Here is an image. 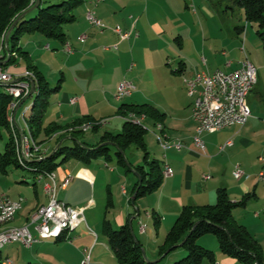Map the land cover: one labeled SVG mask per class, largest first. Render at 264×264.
<instances>
[{
	"label": "crops",
	"instance_id": "crops-1",
	"mask_svg": "<svg viewBox=\"0 0 264 264\" xmlns=\"http://www.w3.org/2000/svg\"><path fill=\"white\" fill-rule=\"evenodd\" d=\"M221 3V0H104L99 3L85 0L75 8L74 21L65 26L64 40L26 34L21 37L20 46L27 51V57L50 86L61 85L51 95L43 117L39 139L44 140L42 144L47 153L54 151L60 143L73 145L84 141L90 146L97 144L104 132L121 131L129 116L124 113L128 105L150 103L164 112L166 117L161 129L154 119H146V115L145 124L150 121L156 125L155 131H161L159 140L166 132L171 139L183 142L181 149L171 143L163 147L166 153L161 160L173 169V175L165 177L159 188L161 198H166L172 206L168 214L163 213V230H170L184 205L213 203L217 200L218 189L224 187L236 202L246 194H253L246 204L234 209V215L260 241L264 251V180L258 176L264 169L263 63H260L258 70V81L247 96L252 110L247 123L228 126L213 133L204 132V152L194 141L197 125L193 118L194 97L189 95L184 78L197 71H232L238 68L243 59L238 46L243 44V53L246 52L247 40H254L258 35L257 26L245 19L243 9L240 8L239 15L235 16L237 6L230 1L221 14ZM89 9H93L102 20L104 30L87 19ZM228 9L232 11V16ZM117 25L130 31L131 36L123 38L119 35L114 30ZM4 41L0 36V53L7 55ZM67 44L71 50L67 49ZM27 57L17 55L12 63H6L4 59L3 66L15 77L25 76L28 72ZM246 57L249 58L247 53ZM123 78L132 81L134 90L131 95L117 99L118 86ZM251 93L256 95L249 97ZM72 98H76V101L72 102ZM21 116L22 113L19 117V127L22 128L24 123ZM87 117L94 120L105 118L107 123L97 129L92 128L94 134L90 136L85 135L88 131L73 135L62 129L50 136L45 132L46 127L64 128ZM228 139H232L233 144L220 150L219 145ZM127 150L126 162L131 169L125 167L127 172L123 178L131 179L133 188L138 178L134 165L143 163V159L136 161L140 154L127 153ZM237 166L244 172L240 178L234 175ZM9 167L6 171L0 168V181L4 185L0 188V194L6 193L13 199L25 197L26 201L16 219L0 228V232L27 224L30 214L49 201L44 186V199L40 197L35 173L25 172L21 180L19 175L11 179L8 178ZM104 167H109V164L104 163ZM112 170L107 172L101 170L96 162L78 159L64 166L59 165L55 169L58 181L61 182L67 175H71L72 180L66 187L59 186L58 198L74 206H86L85 214L93 206L92 210H96L97 184L99 181L109 183L115 180L112 174L115 170ZM29 175L33 177L31 182L28 181L32 179ZM205 175L210 177L205 178ZM122 194L132 202L133 195L129 197L126 184L122 186ZM158 206L162 211L160 204ZM130 208L127 205L120 211L118 224L123 225L129 222L131 216H135ZM85 218V222L74 231L65 232L61 239H43L29 246V251L32 250L22 255L27 254L25 259L29 261L26 264H83L86 251L90 249L92 255L100 239L96 235L97 230L89 225L99 227L98 219L92 213L90 219L86 215ZM148 218H151L150 215ZM137 231L141 233L139 226ZM67 235L71 239H67ZM135 236L138 238L136 231ZM198 242L214 250L216 264H241L221 250L216 237L200 238ZM13 244L21 243L8 245ZM160 245L153 249V261L161 257ZM55 250H62V253L56 254ZM1 254L3 262L8 257L12 258L10 251L4 255L1 249Z\"/></svg>",
	"mask_w": 264,
	"mask_h": 264
},
{
	"label": "trees",
	"instance_id": "trees-1",
	"mask_svg": "<svg viewBox=\"0 0 264 264\" xmlns=\"http://www.w3.org/2000/svg\"><path fill=\"white\" fill-rule=\"evenodd\" d=\"M84 1L40 0L39 5L33 11L27 13L11 31L8 50L4 47L5 52H7L4 57L7 60L6 63L15 62L17 55L27 57V51H24L20 46L23 35L37 34L47 39L64 40L66 36L65 26L74 21V10ZM232 1L237 7L244 10L247 21L256 23L257 34L261 37L264 48V0ZM35 3L36 0H0V36L7 33L15 19ZM28 15L30 16L28 17ZM239 28L241 27L239 26ZM26 59L28 71L34 72L38 88L27 121L33 137L38 143L42 144L44 140H40L39 137L42 133L45 110L48 107L51 95L57 92L61 85L58 83L55 86H50L45 76L37 70L33 61L29 57ZM2 87H4V84H0V138L3 136V129H6L9 133L5 149L0 152V168L2 171H6L8 166L15 165L38 175L43 171H55L61 164L57 162L59 156H63L62 162L72 158L90 162L101 156H105L107 160L112 159L113 153L116 155L119 164L131 169L127 166L125 151L131 145H136L144 151L145 155L143 163L134 165L138 178L131 191L133 200L161 187L165 178V164L163 161L150 156L146 142L148 128L144 124L129 119H126L120 132H104L97 144L90 146L84 141L75 142L73 145L61 144L51 153L21 164L17 156L14 132L10 121V103L13 96L8 94L5 88ZM129 112H134L137 115L144 114L146 119L152 118L156 124L163 123L162 121L166 117L164 112H161L150 103L128 105L124 113L129 114ZM88 121L95 120L89 117L82 118L64 128L58 129V126L46 127L45 132L49 136L62 129L73 135L77 132L83 133L86 131L80 129L79 126ZM98 127L95 126L93 129ZM109 142H113L115 145ZM252 196L253 194H246L242 200L236 202L230 198L227 189L222 187L218 189L215 203L184 205L165 241L160 245V255L166 253L170 247H175L168 251L157 263L147 262L142 243L137 237L133 236L128 221L120 227L114 228L105 218L103 233L117 258V264H160L171 251L180 247L176 245L183 241L181 247L186 249L187 255L177 260L175 264H202L206 259L210 264H216L214 250L198 243L199 238L208 233L216 235L219 246L225 254L237 258L244 264H264L262 244L234 215V209L239 205L246 204ZM153 216L157 228L161 223V215L154 211ZM64 234L63 232L57 238L61 239ZM2 259L0 250V264H4Z\"/></svg>",
	"mask_w": 264,
	"mask_h": 264
},
{
	"label": "built area",
	"instance_id": "built-area-1",
	"mask_svg": "<svg viewBox=\"0 0 264 264\" xmlns=\"http://www.w3.org/2000/svg\"><path fill=\"white\" fill-rule=\"evenodd\" d=\"M102 1L104 0H95V3ZM86 16L92 25L104 30L102 20L93 9H89ZM114 30L123 38L131 36V32L124 30L120 25L115 26ZM5 36L6 33L2 36L3 40ZM115 47L117 46L115 45ZM67 49L71 50L69 44H67ZM4 56L0 53V80H4V87L2 88L12 89L16 96L14 122L15 128H20L18 110L31 92V82L27 76L15 77L10 74L3 66ZM211 75H218V82H211ZM257 81L258 69L248 57L241 61L238 68L232 71L220 69L213 72L209 70L197 71L194 75L184 78L189 95L194 97V102H197V112L193 118L197 123L194 141L199 149L203 152L206 150V143L202 137L204 132L213 133L228 126L245 125L247 123L252 116L247 96ZM133 90L134 84L132 81L128 78H123L119 83L116 98L127 97L132 94ZM225 96H232V103H225ZM71 101L75 102L76 98H72ZM127 118L146 126L143 118H134V116H127ZM95 121L102 122V125L106 124L105 118L95 119ZM162 137L164 148L168 147L170 143L177 149L183 147V142L180 139H171L166 132ZM35 144L37 146L40 143ZM232 144L233 140L228 139L219 145V149L224 150ZM46 154L47 152L39 154L27 153L31 158L43 157ZM106 165L108 166L107 163ZM243 174V170L237 166L234 170V175L240 178ZM172 175L173 169L168 164H165L164 176L169 177ZM258 176L264 180V169L259 172ZM209 177L210 175H205V178ZM36 178L45 181V192L49 195V201L41 212H32L30 214L27 224L17 229H8L5 235H0V247L10 241H24L25 246H32L34 243L41 241V236H46L51 231L59 229L64 222L72 223V231L85 222L86 206H74L58 198L59 186L66 187L72 180L71 175H67L59 182L55 171H43V175H36ZM25 201V197L13 199L6 193L0 194V222L2 220L16 219L18 207L19 205H24ZM89 229L92 231L91 228ZM92 232L95 233L94 231ZM67 239L71 238L67 235ZM7 260L8 264H13L12 258L8 257ZM91 263L92 257L89 249L86 251L83 264Z\"/></svg>",
	"mask_w": 264,
	"mask_h": 264
},
{
	"label": "rangeland",
	"instance_id": "rangeland-1",
	"mask_svg": "<svg viewBox=\"0 0 264 264\" xmlns=\"http://www.w3.org/2000/svg\"><path fill=\"white\" fill-rule=\"evenodd\" d=\"M230 1H232V0H230ZM230 1L229 0H221V2H223L220 4L221 12L226 10V8L228 7L227 5H229ZM228 10H229V15L232 16V11H230V9H228ZM239 10H240V7H236L235 16L239 15ZM221 14H223V12ZM29 16L30 15H28V17ZM254 24L256 25V23H254ZM243 48H244L243 44L238 46L240 57H242L244 59L245 54L247 53V55L249 56V59L256 65L257 69L259 70L260 69V63L264 64V48H263V41H262L261 37L259 35H256L254 40H251V41L247 40V43L245 45V48H246V52H244L245 54L243 53V51H244ZM227 51L229 53V50H227ZM230 59H233V58L230 57ZM228 70H230V69H228ZM255 95H256V93H251L249 97L255 96ZM34 96L29 98V100L26 102V105H32ZM22 111H24V106H22L19 109L18 117H20L21 113H23ZM30 114H31V109H29L27 111L26 119H27V117L30 116ZM21 119H22V116H21ZM22 121H23V119H22ZM18 123L20 125V122H18ZM23 123H24V127H25V122L23 121ZM146 126L148 128V131L146 134V141L148 143L147 147H148V150L150 152V156L161 160L164 153H166V151L164 150V148H163V146L160 143V140L158 138L161 131H158V132L155 131L156 125H153L152 122H150V121L146 122ZM100 133H102V131H100ZM92 134H94V133L91 130V131H88V133L85 135L90 136ZM2 135H3L2 138H0V152L4 151L5 144L9 138V133L6 129H3ZM83 135L84 134H82V136ZM127 153H135V155L140 154V156H138L136 161H139L140 159H144V155H145L144 151L142 149L138 148L136 145H131L128 148ZM62 159H63V156H59L57 158V162L61 163L60 164L61 166H64L69 161H75V159L72 158V159H69L67 161L62 162ZM92 161L98 163V166H100L101 170H105L107 172H111V169L115 170V171L112 170L114 172L112 174H113L115 180L113 179V181H110L109 183L108 182H102V181L98 182L97 188H96V191H97L96 198L98 201V207L96 210H92V208L94 206L91 207L90 209H87L86 214H85L86 217H88V219H90V215L92 213V216L94 218L98 219L96 222H98V224H100L99 227H95L94 224H89L90 226L94 227L97 230L96 235H98L100 237L97 248L95 249V251H93V253L91 255V257H92V263L91 264H116L117 258L115 256L114 252L108 247V242H107L106 237L104 236V233H103V229H102L103 228V221L106 218L111 223L112 227H114V228L120 227L121 224L117 223V216L120 213V211L124 210L127 207V205H130V207H131L130 209H131L132 213L134 211L135 215L137 213V209L140 212L139 215L136 217V219L135 220L133 219L134 225H133V223H132V225L134 226V229H135L133 231H134V233L136 231V234L142 243L143 250L145 251L144 255H145L147 262L153 261V259L151 258L153 255L152 254L153 249H155L158 245L162 244L165 241V238L169 232V231L163 230L164 227H162V226H163V222H164L163 213L168 214L172 210L171 204L168 202V200L166 198H164V197L161 198L162 191L161 190L159 191V188L157 190L149 192L143 196H139L136 200H134V204H132V202L128 201L126 199V196H124L122 194V186L126 184L129 191H130L129 197L132 195L131 194L132 180L131 179L129 180L128 178H123V175L127 171L123 165L119 164L116 155L113 153L112 159H109V160H107L105 158V156H101V157H98L96 159H93ZM104 163L109 164V167H104ZM8 171H9L8 178L10 177L11 179H13L14 176L18 177V175H19V178L23 177V175L26 174L25 172L29 173V171L24 170V169L19 168V167H15L13 165L8 168ZM20 174L22 176H20ZM101 176H103L102 171H101ZM29 177L32 178V179L28 180L29 182H31L33 180V177L31 175H29ZM117 177H118V180H116ZM16 179H18V178H16ZM21 179L22 178H20V180ZM1 183L2 182L0 181V188H1V186H4ZM37 183H38L39 195L42 199H44V194H43L44 183L43 182H37ZM108 184H110V185H108ZM32 197L34 198V195ZM215 202H216V200H215ZM215 202H213V203H215ZM159 204H160V207H162L161 208L162 211H164V212L159 210V206H158ZM137 207H139V208H137ZM154 211H157L161 215V223H160L159 227H157V228L154 224V216H153ZM149 213H150L151 218H148ZM138 222H140V223H138ZM138 226L140 227L141 233H139L137 231ZM142 227H143V229H142ZM92 231H94V230L92 229ZM212 236L216 237V235H214L213 233H208V234L203 235L200 238L201 239L202 238H210L211 239ZM28 247L29 246H25V245H21V244L6 245L2 248V252L5 255L7 251H10L12 253V259L14 261V264H26L29 261V260H26L27 254L24 257L22 255H23V253H29L32 250V249H30V251H29ZM204 247H206V246H204ZM207 248H209V247H207ZM209 249H211V248H209ZM61 251L62 250H60V252H58L55 250V253L56 254L62 253ZM185 255H187L186 249L184 247H178V248L174 249L173 251H171V253L169 255H167L162 260V262L160 264H175V262L177 260L181 259ZM97 259H98V261H96ZM240 263L244 264L241 261H240ZM202 264H209V261L206 259Z\"/></svg>",
	"mask_w": 264,
	"mask_h": 264
},
{
	"label": "bare ground",
	"instance_id": "bare-ground-1",
	"mask_svg": "<svg viewBox=\"0 0 264 264\" xmlns=\"http://www.w3.org/2000/svg\"><path fill=\"white\" fill-rule=\"evenodd\" d=\"M25 76H27L28 80H30V82H31V92H30L29 96L27 97V99L24 101V103H22V105H21V107L24 106V111L22 113V119L25 122V127L15 128L14 112H15V107H16V96L13 93L12 89L5 88V91L8 92V94L13 96V99L10 103V109H11L10 121H11V126L13 127V132H14L13 136H14L17 156H18L19 162L21 164H25L29 160L35 159V158L29 157L27 155V153L28 154H39V153H45L47 151V149L43 146V144H39L36 146L35 143H38V142L33 137V134L30 130V126L28 125V121L26 119V113L29 109H31V106H32V105H26V102L29 100V98L33 97L37 93L38 88H37V83L35 80L34 72L28 71ZM32 81L35 82L34 89H32ZM211 82H218V75H211ZM0 84H4V80H0ZM225 103H232V96H225ZM196 112H197V102H194L193 116L196 115ZM129 116H134V118H143V119L145 118L144 114L137 115L134 112L133 113L129 112ZM105 122L107 123V120H105ZM157 125H158L159 129L162 128L161 123H158ZM95 126L100 127L103 125H102V122H97V121L89 122L88 121V122L81 124L79 127H80V129L88 131L89 129H92ZM160 140H161V143L163 144L162 136H160ZM24 144H25V146H24ZM38 175H43V173H39ZM36 179L38 182L44 181V180H40L39 178H36ZM44 189H45V183H44ZM22 207H23V205H19L18 212L22 209ZM44 207H45V205L40 206L39 208H37V210L35 212H41L44 209ZM14 220L15 219L2 220V222H0V228H2L3 226H5L11 222H13ZM17 228H20V227H10L8 229H17ZM8 229H5L2 232H0V235H5L6 232L8 231ZM71 230H72V223L71 222H64L59 227V229H55V230L51 231V233H48L46 236H41V240L50 239V238H57L63 232L65 233V231H71ZM11 243H21V244L25 245L24 241H10L9 243H4V245L2 247H0V250L5 245L11 244ZM4 264H8L7 259L4 261Z\"/></svg>",
	"mask_w": 264,
	"mask_h": 264
},
{
	"label": "water",
	"instance_id": "water-1",
	"mask_svg": "<svg viewBox=\"0 0 264 264\" xmlns=\"http://www.w3.org/2000/svg\"><path fill=\"white\" fill-rule=\"evenodd\" d=\"M39 3H40V0H36V3L33 5V6H31L30 8H28L27 10H25L24 12H22L16 19H15V21L13 22V24L10 26V28L8 29V31H7V33H6V36H5V41H4V43H5V48H6V50H8V48H9V40H10V34H11V31L13 30V28L15 27V25L27 14V13H29V12H31V11H33L38 5H39ZM34 87H35V82L34 81H32V89H34ZM110 144H112V145H115L113 142H109ZM61 145V143L59 144V146ZM132 202L134 203V200H132ZM139 210L137 209V213H136V215L135 216H131L130 217V219H129V225H130V228H131V231H132V234H133V236L134 237H136L135 236V233H134V231H133V225H132V221H133V219L135 218V217H137L138 215H139ZM137 242H138V240H137ZM184 243V241L183 242H181V243H179L178 245H176V246H181L182 244ZM173 247H175V246H172V247H170L168 250H167V252L168 251H170ZM143 252H144V254H145V251L143 250ZM166 252V253H167ZM166 253H164L159 259H157V260H154V261H149L150 263H157V262H159L160 260H161V258L166 254Z\"/></svg>",
	"mask_w": 264,
	"mask_h": 264
}]
</instances>
